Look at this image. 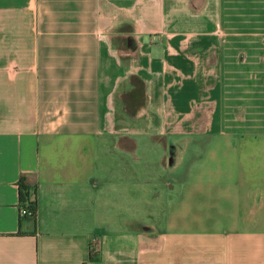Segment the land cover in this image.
<instances>
[{
    "label": "crops",
    "instance_id": "1",
    "mask_svg": "<svg viewBox=\"0 0 264 264\" xmlns=\"http://www.w3.org/2000/svg\"><path fill=\"white\" fill-rule=\"evenodd\" d=\"M0 264H264V0H0Z\"/></svg>",
    "mask_w": 264,
    "mask_h": 264
},
{
    "label": "trees",
    "instance_id": "2",
    "mask_svg": "<svg viewBox=\"0 0 264 264\" xmlns=\"http://www.w3.org/2000/svg\"><path fill=\"white\" fill-rule=\"evenodd\" d=\"M18 188H19V205L20 209H24L26 211L25 214H21V217H36V200L35 198L30 199L29 188L24 184V180L21 178L18 181Z\"/></svg>",
    "mask_w": 264,
    "mask_h": 264
},
{
    "label": "rangeland",
    "instance_id": "3",
    "mask_svg": "<svg viewBox=\"0 0 264 264\" xmlns=\"http://www.w3.org/2000/svg\"><path fill=\"white\" fill-rule=\"evenodd\" d=\"M254 24L255 23L248 22L247 26L245 25L244 28L245 29L254 28ZM145 208H146V205L142 202L141 199L139 201L138 200L135 201L134 211H135L136 216L142 217V212H144Z\"/></svg>",
    "mask_w": 264,
    "mask_h": 264
},
{
    "label": "built area",
    "instance_id": "4",
    "mask_svg": "<svg viewBox=\"0 0 264 264\" xmlns=\"http://www.w3.org/2000/svg\"><path fill=\"white\" fill-rule=\"evenodd\" d=\"M25 213H26V211L23 208L20 209V215L21 214H25ZM91 250H92L91 253H93V254H95L97 252V250H98V245H97V243L95 241L93 243V246H92Z\"/></svg>",
    "mask_w": 264,
    "mask_h": 264
}]
</instances>
